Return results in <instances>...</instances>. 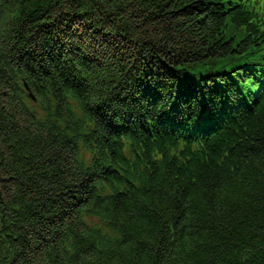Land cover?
Wrapping results in <instances>:
<instances>
[{
  "label": "trees",
  "instance_id": "trees-1",
  "mask_svg": "<svg viewBox=\"0 0 264 264\" xmlns=\"http://www.w3.org/2000/svg\"><path fill=\"white\" fill-rule=\"evenodd\" d=\"M0 264H264V0H0Z\"/></svg>",
  "mask_w": 264,
  "mask_h": 264
}]
</instances>
